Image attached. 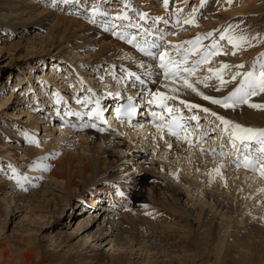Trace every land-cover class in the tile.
<instances>
[{
    "label": "bare ground",
    "instance_id": "6f19581e",
    "mask_svg": "<svg viewBox=\"0 0 264 264\" xmlns=\"http://www.w3.org/2000/svg\"><path fill=\"white\" fill-rule=\"evenodd\" d=\"M263 3L262 0H168L165 5L164 0L131 3L119 0L116 12L111 16L99 6V0H96L94 12L93 9L86 12L80 0H0V34L4 35L0 37H3L0 51L7 49L9 55L12 54L10 56L16 54L17 60L39 57L34 61L43 63L41 80H47L50 73L66 78L64 75L71 71L66 70L65 62L54 57L63 58L68 53L77 60L72 69L77 68L78 79L89 74L95 80L93 83L97 81L95 86L85 85L89 92L83 91L87 93L84 99L79 96L85 103H97L101 109L106 107L111 111V107L123 98L131 100L134 106L142 107L141 103L149 99L147 90L143 88V83H146L152 87V93L159 91L178 97L171 103L180 106L188 120L197 117L192 119L194 125L187 133L200 131V135L195 136L198 142L196 149L190 144V138L184 141L182 137L185 134L175 140L165 138L159 129L144 123L147 115L133 126H98L96 113L86 111L85 119H91L90 122L80 121L82 116L79 114H83V108L79 112L76 110L79 106L75 107L76 116L69 110L67 100L60 95L53 97L51 103L55 105L50 111L62 118L57 124L61 134L57 135L54 134V120L45 122L30 112L38 106L33 105L29 109L26 101L27 94L31 95L29 92L25 89L18 94L11 92L9 98L0 102L2 116L11 105L14 106L9 114L13 121L0 120V219L6 222L10 217L13 220L14 213L20 209L25 213L31 212L33 223L35 219L47 222V217L55 213L58 215L56 219H62L69 201V209L76 211L74 218L68 224L58 223L66 228L74 224L72 233L66 237L59 235L56 241L39 245L42 251L55 255L59 264H124L127 252L136 251V248L135 254H129V264H165L160 258L169 259V264H264V176L243 163L237 166V151L231 146V127L224 132L228 134L227 141L221 139L216 145L220 154L214 147L208 148L210 151L205 149L216 141L206 142L201 147V142L205 141L204 130L211 131L210 124L215 128L223 125L211 115L212 112L234 124L264 129V109L252 108L248 104L238 105L235 109L212 104L184 87L182 81L165 80L159 60V53L165 50L173 59H182L185 50H189L187 66L191 67L201 58L205 48H200L199 53L192 52V45L184 42L194 41L199 36L202 38L200 43L210 47L216 41L221 48L231 51L222 50L209 63L201 64L189 79L205 95L215 98L229 95L240 82V77L231 80V74L246 72L245 66L242 64V69L226 70L224 79L230 82L224 87L220 86L213 73L208 72V68H218L221 62L240 65L244 58L248 62L251 55L258 53L253 61L264 60L261 55L264 54V34H248L245 30L247 19L254 20L264 14V11L253 12V15L248 12L251 8L259 10ZM185 6L186 14L195 15L197 25L179 41L169 42L171 38L161 40L154 33L159 32L157 28H163L160 19L143 18V22L139 21L137 8L151 12L154 7L163 12L165 18L175 9L180 11ZM233 18H239L234 25L231 22ZM142 23L150 27L151 34H143ZM208 33L211 35L207 36ZM221 34H224V39H221ZM229 36L245 38L246 42L235 54L228 43ZM14 37L19 39L11 43ZM39 38L44 40L41 42ZM6 42L10 47L5 48ZM177 45L181 46L179 53ZM145 46L155 49L158 60L140 56L138 49ZM23 49L25 56L19 54ZM36 66L32 65V69H39ZM104 71L108 74L105 81L101 79ZM42 83H38L37 93L46 96L41 91L43 88L47 90ZM173 88L178 91L173 92ZM26 89L30 88L26 86ZM31 98L36 99L35 95ZM10 100L17 102L8 105ZM181 101L201 105V108H189ZM249 101L264 103V93L249 97ZM156 106L151 105L149 112H155ZM203 108L210 109V112L205 113ZM1 109L4 110L2 113ZM212 120L215 121L211 123ZM209 131L206 137H209ZM201 135L203 138L199 139ZM52 139L55 140L51 142ZM224 143L228 148L232 147L229 154L232 157L224 158L225 153L221 155ZM142 145L150 147L152 153L144 151ZM239 147L241 145L237 141ZM202 148L204 152L200 150ZM20 152H24L23 160ZM241 154L247 153L242 151ZM167 157L172 158V162L176 161V166L167 163ZM216 168L220 169L219 174L214 171ZM8 170L14 173L13 178L1 176ZM160 175L187 186L185 192L189 196L191 194V200L178 185L175 187L170 180L171 183L165 182ZM12 179H16L21 192L9 183ZM194 198L195 201L192 200ZM95 208L96 212L92 213ZM0 227L2 231L6 228L1 224ZM42 230L45 232L46 229ZM138 251L149 252L153 256L144 260ZM13 255L17 260L26 261L28 258L32 260L34 254L31 249L21 254L13 247Z\"/></svg>",
    "mask_w": 264,
    "mask_h": 264
},
{
    "label": "rangeland",
    "instance_id": "374dc122",
    "mask_svg": "<svg viewBox=\"0 0 264 264\" xmlns=\"http://www.w3.org/2000/svg\"><path fill=\"white\" fill-rule=\"evenodd\" d=\"M121 1L122 0H120V2ZM127 1H129L131 3V2H134V1H137V0H127ZM80 2H81V4L84 5L86 12L90 11L91 9H93L92 12H94L97 9V7H96V0H80ZM118 2H119V0H99V6H101V8L108 15H111L112 16L116 12V7H117ZM259 2L261 4V1H259ZM263 2H264V0H262V3ZM261 6L258 7V9L261 10V11L255 9V8H253L254 9V11H253V9L251 8V10L248 13L251 14V15H253L254 13L257 14V13L263 12L264 11V3ZM186 9H187L186 6L183 7L180 11H178V10L175 9L174 10L175 12H173L171 14L172 16L171 15H168L165 18H164V13L157 11L154 7L151 9V12L146 11L144 8H142V9L141 8H137V11H138V14H139V19H140L139 21H141V22H143L141 20L143 18H153L154 20L157 19V18H159L160 19L159 21H161V23H162L160 26H163L164 29L162 27L161 28H157L156 30L159 29V32L158 31H156V32L154 31V33H156L158 36H160L161 37V40H162V38H164V39H167L168 38V40H169V38H171L169 40V42H170V41H177V40L179 41L181 39H184V37H186V36H188L190 34L191 28H194L197 25V23H196L197 20H196L195 15L194 16L193 15H190L189 16V14H186L187 13L185 11ZM72 10H74L73 7H72ZM75 12H77V11H75ZM117 12H119V11H117ZM141 13L145 14L143 18H141V15H140ZM78 14H80V12H78ZM131 15H133V13ZM260 16L257 19L254 18V20L253 19H247L246 20L247 22L245 24V30H247V33L248 34H255V33H258L257 35L264 34V14H262L261 17ZM133 17H136V16L133 15ZM188 20H191L193 22L192 23H186L185 21H188ZM237 20H239V18H233L231 20V22L233 23L232 25H234ZM147 22H149V23H151L153 25L152 22H150V21H147ZM143 24L144 23H142L140 26H143L145 29H150V27L148 25H145V24L143 25ZM159 24H160V22H159ZM260 27L263 28V31L260 29ZM19 31L21 32L22 30H19ZM17 35H20V34L17 33ZM1 36H4V35L3 34H0V37ZM258 38L259 37H257V39ZM2 39H3V37L0 38V46L2 44V42H1ZM18 39L19 38H15L14 37L10 42L11 43H16L18 41ZM164 39H163V41H165ZM39 40L42 42V40H44V39H40L39 38ZM262 42L264 44V40ZM4 44H5V48L6 47H10V43L9 42L8 43L6 42ZM220 45H221V43H220ZM37 47H40V45H38ZM263 48H264V46H263ZM221 49L222 50H225L226 52H229V50L231 51V49L228 50L225 47H222ZM19 54H22V55L25 54L26 55L25 50L24 49H23V51L22 50L21 51L19 50ZM258 54L254 55V56L251 55V58H250V60L248 62H247V59L246 58H244V62L240 61L241 64H243L245 66V69H246L245 71L246 72L247 71H250L252 69L253 63H254L253 57H255V56L257 57ZM10 55H12V54H10ZM10 55H9V51L7 49H4L3 52L0 51V102L4 98L5 99L9 98L11 92H15V93L18 94V93H20L19 91L21 89H25V91H27V92H29V94H31L30 96H28V94H27V97L25 95V97L27 98L26 101L29 103V109H31V107H33V105H35V107L38 106L35 110H31L30 112H32L33 114H35V116H37L39 118L45 119L44 120L45 122H48V121L52 122L54 120L55 122H52L53 124H55L54 127H56L55 128L56 132L54 134L57 133V135H59V134H61V132H60V127L57 124H58L59 120L62 119L61 118V115L59 117V115L53 114V112H50V111L52 110L51 107H54L53 105H55V104H52L51 103L53 97L54 98H57V97H60V95H61V96H63L65 98V100H67V103L66 104L69 105V110L71 112L75 113L76 116H78V114H77L78 112H76L74 110L75 107L76 106H79L80 107V108L79 107L76 108V110H78L79 112H80V109L83 108L82 111H81V112H83V114H79V115L82 116V118H81L80 121H89L90 122L91 119H89V120L85 119L86 118L85 117L86 116V114H85L86 111L84 112V109L93 106L94 103H90V102L85 103L83 100H81L79 98V96H82L83 99H84L86 97V95H87L86 92H83V91L86 90V86L85 85L86 84H90L92 86L93 85L95 86L96 83H97V81L95 83H93L95 80L93 78H91L90 77L91 75L89 76V74H86V75L83 74L82 75V79H78L79 76L76 74L77 73L76 72V69L77 68L76 69H72V66L75 67L74 64L77 61L76 58H74L72 55H70L68 53L65 55V57H63V55H62L63 58L56 57V56L54 57L53 56L57 61H59V62L60 61L61 62H65L64 66L66 67V70L71 71V73L70 74L66 73V75H64V77H66V78H60V77H57L56 74L50 73L48 75V79L47 80L46 79L45 80H41V78H39V77H41L40 76V73H43L44 71H42L40 68H43V66H42L43 63H39L37 61L38 62V64H37L36 61H34V60L38 59L39 57H37V58H34L33 57L31 60H29V57L20 58L19 60H17L18 58H15L16 57L15 56L16 54H13V56H10ZM25 55H23V56H25ZM41 57H43V56H41ZM47 58L48 57H45V59H47ZM46 62L47 61L45 60V63ZM248 63H250V64H248ZM32 65L33 66L34 65L35 66L36 65L39 66V69H32ZM31 69H32V72H31ZM49 70H47V72H50ZM106 73L107 72L104 71L101 74V79L102 80H104V79L106 80L107 79V77H108L107 75L108 74H106ZM41 81H43V83H45V86L47 88V90H44V88L41 89V91L43 93H45L46 96L45 95L39 96V94L37 93V91L39 90V84L38 83H40ZM52 81L55 82V83H53ZM126 83L128 84L129 82L127 81ZM42 84L40 85L41 87H43ZM64 85L66 87H64ZM26 86H28L30 89H26ZM109 86L111 87V84H109ZM100 88H101V85L99 86V89ZM32 89H33V91H32ZM58 91L59 92L61 91L60 92L61 94L58 93ZM86 91L89 92V90H86ZM98 92H100V91H98ZM23 93L24 92L21 93V96L23 95ZM34 95H35V98L36 99H32L31 98ZM67 95L69 96V99H67V97H68ZM42 98L43 99L46 98V100L43 101ZM79 100L81 102H78ZM15 101L17 102V100H15ZM15 101L13 102V100H10L8 102V105L9 104H12V102L15 104ZM1 110H2L1 111V113H2L4 110L3 109H1ZM13 110H14V106L12 107V105H11V107L8 108L7 112L5 111V113H6L5 115H3V116L0 115V120L13 121L12 120L13 118L10 119V117H9L10 112L13 111ZM20 118L21 117H19V119ZM71 118H74V117H70V119ZM21 119L25 120L26 118H21ZM76 119H78V118H76ZM215 120H212L211 123H213ZM15 122H17V121L15 120ZM88 123H86V125ZM97 123H98V126H108V127L110 126L109 124H107V123H101L100 121H97ZM10 124H12V122H10ZM202 126H203V124H202ZM209 126H211V129H210L211 131L208 130L209 131V137H206L205 136L208 133V131H205L204 130L203 136H204V140L205 141L201 142L202 143L201 144L202 146L201 145H198V146L204 147V144L206 142L207 143H209V142L213 143V142L216 141V143H214L215 146L214 145L212 146V144H211L209 147H205V149H208V148L211 149L212 147H214L215 148V151H218L219 146H216V145L219 144V142H220L221 139H224V140L226 139V141H227L228 134L224 133L225 130H223V125L221 127H217V128H215V126L213 124H210ZM112 127H113V125H112ZM201 128H200V130H201ZM218 128H220V129H218ZM199 132L200 131H195L192 134H188V138H190L192 140V142L190 144L192 146H194L195 148H196V145L198 144L197 138L195 136ZM199 135H200V133H199ZM202 138L203 137L201 135V137L199 139H202ZM54 140L55 139H52L51 142H53ZM181 140H183V139H181ZM184 141H185V139H184ZM224 146H225V149L222 151V153H225V154H224L223 157L224 158L232 157V156L229 155L232 152V150H230V149H232V147H231L232 145L228 148L226 146V143H224ZM143 147H144L143 148L144 151L145 150L146 151H149V154L152 153V150H151L150 147L149 148H145L146 146H143ZM209 149H208V151H210ZM200 150L204 152L203 148L200 149ZM211 152H214V151L211 150ZM23 153L24 152H22L20 155L21 156L24 155ZM156 153L157 152H155V154ZM218 154H220V151H218ZM20 155H18L17 157H20ZM116 155L119 156V154H116ZM124 156H125V154H123L122 157H124ZM158 156H160V153L157 154V157ZM23 157L25 158V156H22V160L24 159ZM148 157H150V156H148ZM162 159H163V157H162ZM231 159H233V158H231ZM166 162L167 163L170 162L171 164L175 165V162L176 161L172 162V158H169L168 159V157H167L166 158ZM23 172H24V170H22L21 173H23ZM13 175H14V173L13 172H10V170H8L7 172L1 174V176L3 178L5 176H8L9 178L11 176L13 178ZM162 176L164 177V175H162ZM162 176L160 175V177H162ZM164 178L163 179L165 180V182H169V183H171L170 181L173 182V180L172 179H169V177H167V176H165ZM9 183L14 184L16 186L17 190L19 192H21L19 190L18 185H16L17 184L16 179L15 180L12 179L11 181H9ZM173 184H174L175 187L178 185V188L180 189V191L183 194H185V196H187L188 198H190V200H191V194L189 196V194H186L187 192H185V191H187L186 190V187L187 186L185 187V185H183V184L174 183V182H173ZM182 186H184L185 188L182 187ZM192 200L195 201V198L192 199ZM76 204H78V201L76 202ZM70 206H71L70 205V202L68 201V206H66L67 208L65 209V212L62 215V219H56V218H58V215L55 213L53 215L54 217L52 215L51 216L49 215L47 217V222H43V221L40 222V221H38V220L35 219V222L33 223V220L34 219L31 220V217H32L30 215L31 212L27 211L28 213L27 212L25 213L23 211V209H20L19 212L14 213V214H16V216H15V218L13 217V220L10 217L8 218V220L6 222H4L2 219H0V224L2 226H6V228L3 231L1 229L2 227H0V264H59L60 261L59 260L57 261V257H55V255H52V253H50L48 251L47 252L42 251L43 249L39 245H41L40 243H45V244L47 243V244H49V241L50 240H53V242H54V241H56L60 237L59 235H61L63 237H66L68 234L72 233V231H73V228L72 227L75 226L74 224H69V226L67 228L62 225L63 223L68 224V222L74 218V215H75L76 211H74L75 213L72 212L69 209ZM76 207L77 206H75V208ZM97 208H98V205H97ZM96 210L97 209L95 208V210L93 209L91 212L92 213H95ZM50 218H52V219H50ZM58 222H60V223L63 222V223L60 224ZM42 229H46L45 232H43L44 230H42ZM17 242H19V243L17 244ZM50 242H52V241H50ZM13 247H14V249L17 252H19L21 254L22 253L26 254L31 249L32 252H33V254H34L32 256V260L30 258L26 259V261L17 260L14 257V255H13ZM107 248H105V250ZM134 250H136V251H133V252L132 251H129V252H127V255L125 256V258L123 260L124 261V264H127V262L129 264V260H130L129 254H131L130 252H132V253L135 254L137 252V248L134 249ZM153 252L154 251H152V253ZM140 253H142V252L141 251H138V254H140ZM145 253L146 252L142 253V258L143 259L144 258L147 259L148 257H152L153 256V254H150L149 252L147 254H145ZM149 254H150V256H149ZM135 256H137V255H135ZM135 256H133V258H136ZM160 261L161 262H164L165 264L166 263L169 264V262H168L169 259H162V258H160ZM45 262H47V263H45ZM190 264H200V263L199 262H195V263H190Z\"/></svg>",
    "mask_w": 264,
    "mask_h": 264
},
{
    "label": "snow or ice",
    "instance_id": "6c2138e0",
    "mask_svg": "<svg viewBox=\"0 0 264 264\" xmlns=\"http://www.w3.org/2000/svg\"><path fill=\"white\" fill-rule=\"evenodd\" d=\"M165 5H167L168 0H164ZM141 18L144 17L145 14L141 13ZM159 19V18H157ZM186 23H192L193 21L188 20L185 21ZM115 34V33H114ZM211 33H208L207 36H210ZM124 39L123 36L120 37ZM206 38V37H205ZM224 34H221V39H224ZM201 37H197L194 41H186L184 43L192 45L190 51L199 53L200 48H205V51L201 58L189 67L188 65V54L189 50H185L183 54V58H176L173 59L172 57L168 56L167 50L159 53V60H160V68L163 70V75L165 80L172 79L173 81L179 80L182 81L183 86L186 88H190L192 91L197 92L198 95L202 96L204 100L210 101L212 104L220 105L224 108H232L235 109L238 105L248 104L249 107L257 108V109H264V103L257 104L251 103L249 101V97L256 96L259 93H264V60H257L253 63V67L250 71L247 72H240L236 71L231 74V80H236L237 77H240V82L233 89L229 95L215 98L212 96L205 95L203 92H199L196 84L191 82L189 77L195 74L198 67L201 64H207L210 62L211 58L217 55H220L222 52L221 47L218 45L216 41H213L210 47L204 46L200 43ZM228 43L233 47V54L235 51L238 50L243 43H245L244 37L235 38L232 36L227 37ZM132 43V40L128 41ZM155 47V45H153ZM180 45L176 46V50L180 52ZM143 50V49H142ZM147 55H153L152 52H147ZM264 56V54H261ZM257 64L259 67H257ZM244 66L240 65H229L227 63L221 62L218 68H208V72L213 73L215 78L219 80L220 86H226L230 81L224 79L225 71L228 69H242ZM211 77H206V79H210ZM167 87V85H165ZM173 92L178 91V89L173 88ZM152 99L148 101L149 104H157L161 109L168 113V117L170 120L167 123L168 131L171 135L177 136L180 138L179 131H175L174 129H180L185 132V135L182 137L183 139H188L187 130L184 129L183 125L180 124V118L177 117L173 109L169 106V101H173L178 97L173 95H168L164 92H155L150 93ZM79 102V101H78ZM182 104H187L186 101H181ZM189 108H201V105H191L187 104ZM205 113L210 112V109L203 108ZM154 118L159 117L161 121H164L166 118L163 115V112L151 113ZM97 116L100 115L99 112L96 113ZM212 116L216 117L224 126L225 131H228L229 127H231V137H232V147L237 151V166H240L241 163L245 167H251L254 171L258 170L262 176H264V129H256L251 127H244L239 124H234L233 122L225 119L223 116H218L217 113L212 112ZM192 119H197V117L193 116ZM95 127V125H93ZM164 125L157 124L158 129H162ZM237 141H239L241 148H237ZM258 146V147H256ZM169 147L171 145L169 144ZM255 147V154L253 153V148ZM245 152L247 154L243 155L241 159V152ZM223 155V153H221ZM214 171L219 174L220 169L216 168ZM123 195V193H120Z\"/></svg>",
    "mask_w": 264,
    "mask_h": 264
}]
</instances>
